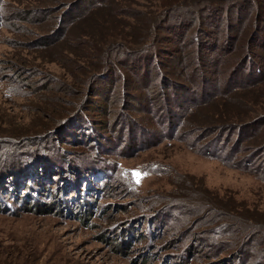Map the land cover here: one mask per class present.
<instances>
[{"label": "rangeland", "instance_id": "rangeland-1", "mask_svg": "<svg viewBox=\"0 0 264 264\" xmlns=\"http://www.w3.org/2000/svg\"><path fill=\"white\" fill-rule=\"evenodd\" d=\"M181 1L0 0V264H264V0Z\"/></svg>", "mask_w": 264, "mask_h": 264}, {"label": "trees", "instance_id": "trees-1", "mask_svg": "<svg viewBox=\"0 0 264 264\" xmlns=\"http://www.w3.org/2000/svg\"><path fill=\"white\" fill-rule=\"evenodd\" d=\"M78 0H75V2H77ZM188 1H189V4L190 3H192V2H196V1H198V2H200V0H182L181 1V3H182V5H185V6H188L189 4H187L188 3ZM231 1H233V0H218V3H222V4H224V5H213V6H211V9L212 10H217V11H219V10H223V6H224V10H226L227 8V4L228 3H230ZM75 4V3H74ZM219 6V7H218ZM215 8V9H214ZM243 36V35H242ZM241 36V34H240V36H239V38H241L242 37ZM259 45L256 43V45H255V47L254 46H252L251 47V52L253 51V48H256V47H258ZM218 47V45H215V46H210V45H207V44H205V45H203L202 46V48H208L209 50H214V49H216ZM246 50H247V48H246ZM249 50V51H250ZM152 61H154V59H151V63H152ZM254 62V60H251V61H249V63L250 64H248V68L250 69V72L252 73L253 72V76L254 77H256V76H260V75H262L264 72V69L263 68H261V66H259V65H256L255 63H253ZM208 65H209V62L207 63ZM256 66V67H255ZM245 70V69H244ZM257 74V75H256ZM245 76H244V78L245 77H247L248 75L247 74H244ZM240 78H242L241 76H240ZM251 78H246V81H249ZM236 81V80H235ZM237 81H239L238 79H237ZM240 81H242V80H240ZM249 83H252V84H254L253 82H250L249 81ZM243 84V83H242ZM240 85L241 86V88H243V86H245V85ZM205 86H207V84H205ZM213 87H216V88H219L220 87V85H219V83H217L216 85L214 84V86ZM190 93H193V92H191L190 91ZM183 96V95H182ZM185 96H183V98H184ZM182 98V99H183ZM211 98V97H210ZM173 99V98H172ZM174 99L175 100H178V101H180V102H177V104H178V106H182V99H181V96L180 95H177V96H174ZM173 99V100H174ZM167 110H172V111H174L175 112V115L177 116V111H176V109L172 106H170V105H168L167 104ZM170 118V117H169ZM179 121H181V115H180V113H178V118H177ZM254 120H256V118L255 119H253L252 121H254ZM252 121H247V122H252ZM247 122L245 123V124H247ZM177 124V123H176ZM242 125H244V124H242ZM242 125H240V126H242ZM239 126V127H240ZM256 149H257V151L256 152H254L253 153V155L254 154H256L255 156H257L258 154H259V156H261L262 154H264V146L262 147V146H260V147H256ZM209 151V152H208ZM222 151H223V149L220 147V146H215V145H212V146H210V148H208L207 149V152L209 153V154H215V155H221V153H222ZM262 159V158H261ZM251 163V162H250ZM4 188V186H2L1 187V189H3ZM24 198L26 199V195L24 196ZM37 202H38V200H37ZM45 205H46V207H48L49 206V204H47V203H44ZM49 208V207H48ZM256 228V226H254L252 229H255Z\"/></svg>", "mask_w": 264, "mask_h": 264}]
</instances>
